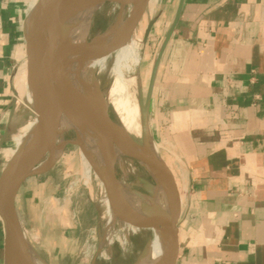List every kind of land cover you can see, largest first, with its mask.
<instances>
[{
	"label": "crops",
	"instance_id": "1",
	"mask_svg": "<svg viewBox=\"0 0 264 264\" xmlns=\"http://www.w3.org/2000/svg\"><path fill=\"white\" fill-rule=\"evenodd\" d=\"M159 1L168 27L149 106L180 192L177 264H264V0ZM30 2L0 0L2 145ZM25 196L17 211L35 246ZM3 238L0 220V264Z\"/></svg>",
	"mask_w": 264,
	"mask_h": 264
},
{
	"label": "rangeland",
	"instance_id": "2",
	"mask_svg": "<svg viewBox=\"0 0 264 264\" xmlns=\"http://www.w3.org/2000/svg\"><path fill=\"white\" fill-rule=\"evenodd\" d=\"M30 3L25 7L21 26L26 13L29 11ZM160 3L161 1L155 0L153 12L148 15L151 9L149 7L141 20L142 23L149 16L148 20L149 22L153 21V25L147 36L144 33L140 62L137 65L134 64L131 71H127L128 75H136V83L128 85L126 90L123 89V93L117 95L116 100L122 106L126 105L132 113V117L135 116L133 119L142 127L141 136L133 133L130 135L131 138L139 145H151L157 149L160 161L170 170L174 186L179 191L173 156L166 153L160 141L155 137L156 132L152 123L150 106L148 107V129L144 131L143 128V106L147 102L155 60L168 27L166 22L163 26L161 25L164 17ZM116 14L117 10L111 5H106L97 11L92 19L88 39L90 40L104 31L115 20ZM24 56V45H22L18 51V60L14 64L12 79L14 89L17 91L15 95L17 110L10 124L8 140L0 148V176L11 160L10 154L16 143V137L28 132L35 122V114L32 109L33 96L28 90L29 87L24 84L28 77L27 61ZM115 77L111 74L107 84L105 79H102L101 88L103 91L114 83ZM22 86V90L26 89L24 95L21 92ZM114 102V100H109L107 106L113 119L119 127H122V113ZM144 135H146V145H144ZM61 138L73 140L75 133L72 129L66 130ZM80 152L79 146L66 145L62 155L48 172L31 178L22 188V193L26 194L23 203L25 217L28 216L32 221L30 223L34 229L35 246L30 243L25 228L22 230L32 253H37L36 255L46 264H91L94 259H96L95 264H137L151 241L149 231L132 233L131 239L129 238L128 241H123V234L118 233L119 235L114 236L111 254L106 255V257L103 255L106 249L104 241L107 225L105 209L101 205L102 186L95 173L88 177ZM126 156L124 155L123 158ZM127 158L131 161L125 169L126 174L119 164H115L118 179L130 183L140 193L150 195V188L156 183L153 175L148 173L150 171L141 165L137 159L129 156ZM178 193L180 196V192Z\"/></svg>",
	"mask_w": 264,
	"mask_h": 264
},
{
	"label": "bare ground",
	"instance_id": "3",
	"mask_svg": "<svg viewBox=\"0 0 264 264\" xmlns=\"http://www.w3.org/2000/svg\"><path fill=\"white\" fill-rule=\"evenodd\" d=\"M36 1L31 0L29 11L33 9ZM112 1L127 4V13L125 14L127 18L124 17V20H126L134 12L138 0ZM150 5L151 9L148 15L153 12L155 0H151ZM99 8L95 7L84 11L79 17L69 20L55 41L47 48L46 54L49 69L53 76L70 74L77 67L89 42L88 36L93 16ZM148 18L149 16L142 23L140 22L132 33H121L118 37L107 40L103 45L99 46L97 52L83 60L81 72L84 75H90L93 72L97 74V96L93 109L88 116L74 122L67 119L65 113H67V108H70L75 100L76 87L66 88L53 97V101H55L58 108L57 112L61 116L59 119L60 127L53 132L55 149L52 164L56 163L65 147L63 144L64 140L61 137L66 130L72 129L80 138L82 147L81 158L88 177L95 173L102 186L101 205L105 209L107 225L104 241L106 249L103 255L106 257V255L111 254V245L113 244L114 236L119 235L118 233L123 234V241H128L132 233L149 230L151 231V241L137 264H160L166 249L165 227L173 219L176 209L177 198H175L174 181L161 164L157 149L151 145H139L131 138L130 135L133 133L141 136L142 127L133 119L135 116L132 117V113L126 105L122 106L116 100L117 95L121 94L123 89L130 84L136 83V75H128L127 71H131L132 66L140 62L141 47L144 43L143 36L144 33L146 36L149 34L147 33L148 29L153 22H149ZM29 25L30 17L27 24L28 28H30ZM111 74L116 76L115 81L103 91L101 88L102 79L104 78L107 84ZM24 84L29 87L28 90L34 97L33 84L28 81V77L27 82H24ZM22 89L23 86L21 92L24 95L26 89ZM109 100H114L115 106L122 113V127L118 126L109 112V107L107 106ZM34 121V125L28 132L19 134L16 137V143L10 154L11 159L26 152L36 118H34ZM110 137L113 138L112 142L111 140L109 141ZM126 153L136 156L140 160L141 165L150 171L148 173L153 175L156 183L151 186L150 192L148 191L150 195L140 193L130 183L120 181L118 177H116L117 181L115 180V176H117L115 172V167L117 166L115 164H119L126 174L125 169L129 161H131L127 156L123 158ZM159 172L162 174H159ZM154 212L159 215L158 219H151V214ZM159 220L160 222H158ZM160 223L163 225H160ZM34 253L32 254L36 264H46L45 261L36 255L37 253Z\"/></svg>",
	"mask_w": 264,
	"mask_h": 264
},
{
	"label": "water",
	"instance_id": "4",
	"mask_svg": "<svg viewBox=\"0 0 264 264\" xmlns=\"http://www.w3.org/2000/svg\"><path fill=\"white\" fill-rule=\"evenodd\" d=\"M150 1L138 0L134 12L126 20H124V17L127 13V4L112 0H37L33 9L26 13L22 22V39L24 58L27 61L28 81L33 84L34 88L32 109L36 123L26 152L11 159L0 176V220L4 229V264H36L22 230L17 211V198L28 180L48 172L54 165L52 164L55 149L53 132L60 127L61 114L57 112L58 108L55 101H53V97L66 88L76 87L75 100L65 113L67 119L74 122L88 116L93 109L97 96V74L93 72L90 75H84L81 72L83 60L97 52L99 46L107 40L116 38L121 33H132L151 6ZM106 5H111L117 10L115 20L104 31L89 40L77 67L74 68L72 73L53 76L49 69L47 48L55 41L69 20L79 17L84 11L100 7L95 11L97 13ZM29 17L30 28L27 27ZM152 25L153 22L150 24L147 33H149ZM162 50L157 56L147 102L143 106L144 131L148 129L150 94ZM16 104L15 97L12 105L15 107ZM112 139L110 137L109 141L112 142ZM144 139V145H146V135H144ZM2 142L3 140L0 141V147ZM63 144L64 146L77 145L82 150L80 138L76 134L73 140L64 139ZM125 155L137 159L136 156L130 153ZM161 164L164 166L166 173L171 176L168 167L163 162ZM159 174L162 173L159 172ZM175 198H177L175 214L171 222L165 227L166 249L160 264H177L179 252L178 222L181 215V202L177 188H175ZM153 218H159L157 212L151 214V219ZM160 225L163 224L160 223ZM149 232L151 235V231ZM95 261L96 259L91 264H95Z\"/></svg>",
	"mask_w": 264,
	"mask_h": 264
}]
</instances>
